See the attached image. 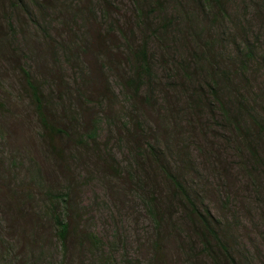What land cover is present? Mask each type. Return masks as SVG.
I'll return each mask as SVG.
<instances>
[{"label":"rangeland","instance_id":"374dc122","mask_svg":"<svg viewBox=\"0 0 264 264\" xmlns=\"http://www.w3.org/2000/svg\"><path fill=\"white\" fill-rule=\"evenodd\" d=\"M198 1L0 0V264H226L213 239L216 250L203 251L208 234L172 200L160 173L175 167L189 168L198 212L208 210L236 261L264 264V139H241L256 132L251 116L264 121V0H228L227 17ZM145 42L156 73L147 105V84L135 101L124 84ZM24 72L50 101L47 116L98 131L96 150L64 139L65 161L43 138ZM215 72L246 97L241 131L225 120L224 109L237 117L229 95L211 90ZM123 138L153 144L162 167L145 158L147 173H112L113 161L131 169ZM151 184L161 192L156 219L146 209ZM50 193L73 202L66 249L47 217Z\"/></svg>","mask_w":264,"mask_h":264},{"label":"trees","instance_id":"16d2710c","mask_svg":"<svg viewBox=\"0 0 264 264\" xmlns=\"http://www.w3.org/2000/svg\"><path fill=\"white\" fill-rule=\"evenodd\" d=\"M147 1V0H145ZM157 1V0H156ZM228 0H199L198 5L199 7H202L203 10H205L208 13L215 14L220 13L224 17H227V9H226V4ZM216 18H214V21ZM167 30V25L165 24L163 31ZM132 65L133 69L132 72H129L126 74L124 84L125 86L130 90L128 95L130 96L131 100L135 101V99L139 98V95L141 93V88L144 84H147L148 87V94L142 98V104L147 105L150 104V100L154 102V94L155 90L152 89L151 85H154L155 82V76L156 73L154 72V67L152 64L151 56L149 53V48L147 46V42L143 43L137 50L132 52ZM198 58V56H197ZM249 58H253L250 56ZM247 58L248 60H250ZM243 64V69L247 70L248 65H250L249 62H242ZM26 82L30 86L32 93H33V99L34 102L36 103L37 111L39 113L42 125L44 127L45 133L43 135V138L48 141L54 148L58 150L59 153L63 155V159L65 160V145L63 143V140H67L70 142L72 141L73 145H76L77 147H80L84 149L87 153L90 150H96L94 148L95 143L97 142V133L95 129L90 130L86 133H82L81 131H73V128L69 130L67 124H60L58 121L51 115L47 116L49 111H46V106L50 105V101L48 98L44 95V91L41 90L38 86H36L33 82L31 74L28 72H24ZM189 79L190 77H187ZM210 83L213 84V88L211 90L213 91L214 95H218L223 93V94H228L230 98V105L233 108H236L234 111L237 113L236 118H231L230 115V110L229 109H224V113L226 115L225 120L228 121V124L235 125L234 128H236L237 131L242 130V118H245L246 116L249 115V106L245 102L246 97L243 95L239 94V99L235 95L236 94V89L235 93H233L234 88L232 87L230 81H229V75L226 73H221L218 74L217 72L214 73V78L213 80H209ZM64 84V83H63ZM232 87V88H231ZM77 96L79 95L78 91L76 92ZM78 100H80L81 104H83V100H85V97H81L80 95L78 96ZM200 102L206 101V97H200ZM54 118V122H51V120ZM252 122L254 123V126L256 127V132L253 128L245 129L246 134L241 135V139H244L246 142L247 140L251 139V134L254 132L258 134V136L255 137V139L262 140L261 137L264 139V121L260 122L259 120L256 119V117L251 116ZM124 130V128H123ZM74 134V135H73ZM71 137H74L75 139H71ZM126 143H128L131 146V151H130V156L133 158L132 164H130V168H126L125 170H121L118 168L116 161L110 162L108 164L109 169L111 172L117 174L118 176L125 174L129 178H131V174H137L138 172H132L134 169L142 170L141 173H147L145 171L146 169L143 168V159L148 158L151 164H159L160 159L162 157V153L159 151L157 154L154 150L153 144H148V146L143 148L141 142H135L134 139H127L123 138ZM250 143V141H249ZM253 144H251L252 147ZM252 150L253 147H252ZM256 155V154H255ZM258 157V155H256ZM67 161V160H65ZM161 167L162 165L159 164ZM189 168H179L175 167L172 170H168L167 168H161L162 173H160L164 178L168 181L171 185L172 188H174V191L172 193L173 198L172 200L175 201H183V203L187 206V215L189 219H192L195 215L198 221V225L202 228H204V233H207L208 236H204L202 238V243H203V251L207 252L209 251H214V247H211L209 239H213V241H216L218 246L226 253H223V257L225 260L226 264H240L238 261H236L235 257L233 256L232 253H229V250L227 248V245H223L220 242V231L222 230L219 227H215L213 225V217L210 216V213L208 210L204 209L205 215L203 212L199 213L198 212V207L196 208V200L194 198L196 197L191 191L192 186L187 185L184 180L183 176H185V172H188L187 170ZM131 170V171H130ZM145 171V172H144ZM158 177V175H155ZM148 177V176H147ZM118 178V177H117ZM141 180V178H135ZM132 179V180H135ZM140 182H134L132 184H140ZM158 181L153 182L152 184L155 186H158ZM151 184V188H148L150 192V196L148 198V201H146V209L149 215L153 218L156 219L159 216L158 209H159V198H160V193L156 192V189L154 186ZM142 187V186H141ZM163 187V185H162ZM162 189V188H161ZM191 191V192H190ZM193 193V194H192ZM157 194V195H156ZM49 198L51 200V207L48 210V216L49 220L53 221L54 224L58 227V237L60 241L62 242L63 246L65 247V244L67 242V237L70 233V230L72 229V224L70 221H68V216L74 209L73 202L70 200V197L67 193L65 194H54L50 193ZM164 197V191L161 195V198ZM57 202L59 204L57 205ZM158 203V204H157ZM63 205L65 206V212H62L63 210ZM78 217V214H76V218ZM218 225V224H217ZM203 233V234H204ZM211 237V238H210ZM84 242H87V244H92L94 247L99 244L97 242V238L94 235L89 234L88 232H85V236L82 237ZM65 247L64 249H66ZM216 250V249H215ZM205 254H210V253H205ZM238 262V263H237Z\"/></svg>","mask_w":264,"mask_h":264}]
</instances>
